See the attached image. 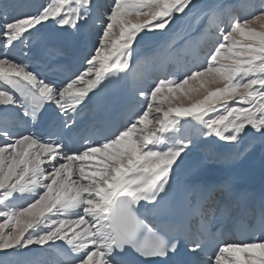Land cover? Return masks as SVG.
Returning a JSON list of instances; mask_svg holds the SVG:
<instances>
[{"label":"snow or ice","instance_id":"1","mask_svg":"<svg viewBox=\"0 0 264 264\" xmlns=\"http://www.w3.org/2000/svg\"><path fill=\"white\" fill-rule=\"evenodd\" d=\"M245 141L264 145V0H0V264H264V196L174 193L196 149Z\"/></svg>","mask_w":264,"mask_h":264},{"label":"bare ground","instance_id":"2","mask_svg":"<svg viewBox=\"0 0 264 264\" xmlns=\"http://www.w3.org/2000/svg\"><path fill=\"white\" fill-rule=\"evenodd\" d=\"M20 2L25 5H31L38 3L39 0H20ZM150 66L151 61L148 65H145L143 67V70L145 72L148 71L150 69ZM247 142L248 141H245L244 143H242V145L247 144ZM254 146L251 145L249 148L245 149L242 155H248V153L250 154V150L252 153V149ZM204 148L205 147L202 146L196 149L197 151L199 150V153L194 151V153L188 158L184 168L175 177V183L180 184L183 189V192L187 194L189 199L192 198V190L196 189L199 183L202 184L204 182H215L225 176L230 178L236 195H241L248 199H252L262 190H264V156H261L260 154L257 156H253V151V153L248 157L253 156L252 158L254 160L251 162V164L254 165L246 169L234 172V168L243 162V158L241 159L242 155L239 156L238 153V146L233 151L229 152L224 151L223 149H219V158L214 160L213 162L218 164H224V166L219 171L220 173L224 174L220 176L213 172H210V168L204 171L201 167L202 163L207 162L206 156L208 153L206 154L202 152V150H205ZM197 154L202 155L199 156ZM225 154H227L228 156L224 157ZM248 157L245 156L244 159ZM205 174L208 176L202 177ZM198 179H200V182L197 181ZM240 201L242 203L244 202L243 199H240Z\"/></svg>","mask_w":264,"mask_h":264},{"label":"rangeland","instance_id":"3","mask_svg":"<svg viewBox=\"0 0 264 264\" xmlns=\"http://www.w3.org/2000/svg\"><path fill=\"white\" fill-rule=\"evenodd\" d=\"M203 2L204 3H209V4H211V3H223V4H235V3H237L238 2V0H203ZM185 26H187V25H185ZM197 97H196V95L195 94H193V100H195ZM183 103L185 104V105H187V103H188V101L185 99L184 101H183ZM173 104H174V106L175 105H179L180 104V101H174L173 102ZM169 105H168V102H165L164 103V105H163V107H165V109L168 107ZM254 144H255V146H254ZM242 146V147H241ZM252 146H254L253 147V149H252V153H253V151H254V154H252L251 153V150H250V154L248 153V155H246V154H244V155H242L243 154V152H244V150L245 149H247V148H249L250 147V145H249V142H247V144H244V146L241 144V145H239V156H241V159L243 160V162L241 163V164H239L238 166H236L235 168H234V172H237L238 170H243V169H246V168H248V167H251V166H253L252 164H251V162L254 160L252 157L253 156H257V155H261V156H264V145H261L260 143H259V141H255V142H253L252 143ZM206 148H208L207 149V151L205 150H202V152H204V153H208L210 150H212V151H215V149H214V147L213 146H208V147H205L204 149H206ZM201 150V149H200ZM195 152H197V153H199V150L197 151V150H195ZM260 152H263V153H260ZM253 155V156H250V157H248L249 155ZM197 155H202V154H197ZM226 155V154H225ZM248 157V158H245L244 159V157ZM247 163V164H246ZM208 165V166H207ZM217 165V166H216ZM224 166V164L222 163V164H218V163H215V162H213V161H209V160H207V162H204V163H202V165H201V167L203 168V170H206V169H209L210 168V172H213V171H220V169L222 168ZM214 168H216V169H214ZM207 172H209V171H207Z\"/></svg>","mask_w":264,"mask_h":264}]
</instances>
